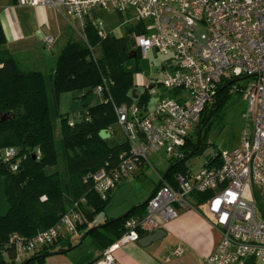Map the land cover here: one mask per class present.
Instances as JSON below:
<instances>
[{"label":"built area","instance_id":"2783aa9c","mask_svg":"<svg viewBox=\"0 0 264 264\" xmlns=\"http://www.w3.org/2000/svg\"><path fill=\"white\" fill-rule=\"evenodd\" d=\"M15 3L53 9L83 40L86 23L100 37H105L108 31L101 14L118 13L123 17L121 25L142 24V32L132 34L133 48L141 57L152 50L163 55L160 84L164 92L151 108L136 103L115 104L109 92L112 82L106 77L91 91L90 102L112 104L115 125L121 129L127 145L115 164L106 162L84 178L101 199L110 194L118 180L132 172L134 162L150 165L147 158L150 152H161L169 164L183 160L188 139L194 140L199 116L214 101L221 83L227 81L229 92H239L246 103L241 113L239 146L220 150L218 165L203 163L195 172L175 173L174 186L159 177L160 183L149 196L143 215L126 219L121 235L97 253L93 264H113L115 250L136 242L141 234L162 228L181 210L195 206L190 202L192 193L204 192L210 194L201 205L219 231V239L202 264H264V0H15ZM42 42L46 49H51L55 37L46 35ZM92 58L95 59L93 54ZM139 86L151 95L155 83L141 81ZM72 124L69 118L68 125ZM108 131L111 135V129ZM15 155V148L8 147L2 158L9 161ZM85 204V197H80L54 225L29 239L12 234L14 261L20 262L60 236L77 232ZM183 251V246L177 244L172 253L179 256Z\"/></svg>","mask_w":264,"mask_h":264},{"label":"trees","instance_id":"16d2710c","mask_svg":"<svg viewBox=\"0 0 264 264\" xmlns=\"http://www.w3.org/2000/svg\"><path fill=\"white\" fill-rule=\"evenodd\" d=\"M141 32L142 24L135 23L125 25L121 36L108 32L100 37L97 30L86 23L84 40L68 39L60 49L47 85L43 73L21 69L12 55L1 48L6 39L0 24V113L14 114L13 118L0 122V184L4 181V195L9 205L7 215L0 217V264H44L47 255L69 250L68 236H60L15 262L10 237L15 233L26 240L49 228L82 196L86 204L81 208L82 221L76 230L80 238L92 236L100 250L121 235L126 219L145 212L149 197L117 217L95 223L96 215L109 204L110 195L101 199L93 191L91 182L84 180L106 162L115 164L118 155L127 148L124 140L111 145L108 139L103 140L98 135L101 129H113L116 116L112 104L108 101L85 103L102 77L112 82L109 92L115 104L136 103L143 108L148 104L147 89L138 90L133 82L138 50L135 58H129L135 51L132 34ZM227 83L218 86L214 101L201 112L194 140L188 139L186 143L184 159L171 163L163 174V179L172 186L175 185L174 174L185 173L184 162L205 143L211 117L230 95ZM72 92L79 94L82 109L70 126L68 115L60 113L58 108L61 95ZM8 147L15 148L16 155L4 161L3 151ZM219 151L209 154L203 163L218 165ZM37 152L38 158L35 157ZM16 161V168L12 170ZM59 162L63 172L58 170ZM209 194L192 193L194 205H201ZM59 244L65 246L55 249ZM95 260L96 256L87 264Z\"/></svg>","mask_w":264,"mask_h":264},{"label":"rangeland","instance_id":"374dc122","mask_svg":"<svg viewBox=\"0 0 264 264\" xmlns=\"http://www.w3.org/2000/svg\"><path fill=\"white\" fill-rule=\"evenodd\" d=\"M8 1L9 0H0V6ZM50 11V14L55 15L56 20L65 30L64 36H66V38H62L64 36L60 37L55 47L51 49H46L41 46L38 47L37 51L44 56L45 60H48L46 63L49 68L47 67V70L44 72L47 85H49L48 77L52 73L55 65L56 57L54 55L60 51L65 40L77 38L75 33H73L69 27L65 26L66 24L61 19L62 17L55 11ZM102 20L104 21L107 31L112 32L114 36H121L124 34L125 25H121L123 17L120 14L115 12L105 13L102 15ZM36 29V32L42 34L43 37L55 33V30L47 24L38 26ZM35 36L38 37L37 34H35ZM50 50H52V53H50ZM15 57L20 61L18 55ZM162 60L163 55L152 50L145 57H141L139 54L135 61L137 70L133 73V82L136 84L137 89H144L139 86L141 81L146 82L150 80L155 83V86L152 88L153 92L147 101L149 108H151L158 95L164 92L160 84L162 79ZM241 82H244V80H241ZM66 96L67 105L70 108L67 115L70 119L77 120L80 115V109H82V101L79 99V94L77 92H72L66 93ZM245 105V100L239 92L230 93L226 101L211 117L209 128L205 135V143L202 145V148L198 153L191 155L184 162L186 171H197L209 154H213L218 150H229L239 146L243 124L241 113L245 109ZM51 106L53 107V103H51ZM58 126V122H56V128H58ZM111 131V136L108 138L109 144L114 145L123 141V134L119 126L114 124ZM58 136V132L56 131V137ZM147 158L150 165L134 162L132 172H130L126 178L118 180L116 187L110 191V204L105 211H103L107 216L117 217L132 206L141 204L151 195L159 180L160 174H164L170 164L164 159L161 152H150L147 154ZM62 168V163L59 162V172H63ZM64 178L63 176V179ZM201 208L205 211L204 206ZM101 220L102 217L98 216V218H95L94 222H99ZM68 240L71 244L70 249L62 253L47 255L44 264H87L98 248L92 236L80 238V232L70 234ZM63 246H65V244H59L55 249ZM29 254L31 255V253Z\"/></svg>","mask_w":264,"mask_h":264},{"label":"crops","instance_id":"0c3cea01","mask_svg":"<svg viewBox=\"0 0 264 264\" xmlns=\"http://www.w3.org/2000/svg\"><path fill=\"white\" fill-rule=\"evenodd\" d=\"M50 10L53 9L41 6H18L15 0H9L0 6V24L6 39L1 48L12 55L21 69L37 70L43 74L47 70L46 62L48 60H45L44 56L37 51L38 47H44L43 35L36 32L38 26L47 24L55 30L53 48L60 37L65 35V30L60 26L55 15L50 14ZM60 17L66 24L65 26L68 27L63 16L60 15ZM62 38H66V36ZM50 51L52 53V50ZM58 53L54 56L57 57ZM16 55L20 61L16 59ZM91 103L95 102L92 101ZM58 109L62 114H68L70 111L66 94L61 95ZM160 177L164 178L163 174H160ZM159 183L160 179L155 188ZM190 202H193L192 198ZM201 207L202 205L185 208L179 212L176 218L164 223L162 229L165 234L157 241L147 246H141L136 241L115 250L113 252V264H202L203 259L210 254L218 241L219 231L212 225L206 211H203ZM98 216L102 217L99 222L113 217L107 216L104 212L96 215L97 218ZM145 235L147 234L141 237ZM177 244H181L184 248L183 253L179 256L172 253ZM99 251L100 248L98 247L93 253L92 259Z\"/></svg>","mask_w":264,"mask_h":264},{"label":"water","instance_id":"95a60500","mask_svg":"<svg viewBox=\"0 0 264 264\" xmlns=\"http://www.w3.org/2000/svg\"><path fill=\"white\" fill-rule=\"evenodd\" d=\"M136 57V51H133L132 54L129 55V58H135ZM151 86H149L150 88ZM91 99V95H89L86 99H85V103H89ZM14 114H9V113H0V122L8 120L10 118H13ZM200 131L198 132V136L199 137ZM98 135L101 139L106 140L110 137V132L107 129H101L98 132ZM155 190V188H154ZM153 190V191H154ZM9 211V205L6 202L5 199V195H4V181L1 182L0 184V217H5L7 215ZM165 232L162 228H159L155 231H153L152 233H149L143 237H140L137 242L138 244H140L141 246H147L155 241H157L158 239H160L162 236H164Z\"/></svg>","mask_w":264,"mask_h":264}]
</instances>
